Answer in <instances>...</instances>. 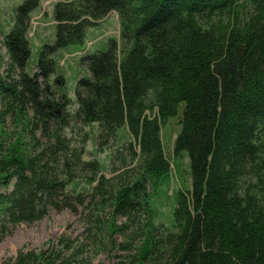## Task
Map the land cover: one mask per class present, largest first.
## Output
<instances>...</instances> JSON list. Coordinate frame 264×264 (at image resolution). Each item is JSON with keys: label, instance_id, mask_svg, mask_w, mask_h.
<instances>
[{"label": "trees", "instance_id": "1", "mask_svg": "<svg viewBox=\"0 0 264 264\" xmlns=\"http://www.w3.org/2000/svg\"><path fill=\"white\" fill-rule=\"evenodd\" d=\"M41 1L0 28V239L52 209L82 227L0 264H83L110 246L108 264H264V0H52L54 36L30 59ZM111 12L118 37L76 57L73 97L62 49ZM93 127L99 148L117 142L109 174L84 158Z\"/></svg>", "mask_w": 264, "mask_h": 264}, {"label": "rangeland", "instance_id": "2", "mask_svg": "<svg viewBox=\"0 0 264 264\" xmlns=\"http://www.w3.org/2000/svg\"><path fill=\"white\" fill-rule=\"evenodd\" d=\"M21 0H0V28L6 25L7 30L10 28L12 10L13 7ZM52 0H42L40 5L33 11L30 18L29 35L31 39V53L30 59H36L37 55L42 47L43 43H46L53 38V20H52ZM109 36L118 37V22L115 13L111 12L107 14L104 19L100 20L98 24L88 28L86 33V40L80 45H69L62 49L63 55L60 60V66L63 71L59 73L61 76L59 79L67 85L69 94L74 97L75 79L82 75L86 70L84 62L80 61L76 64V57L84 53L83 50L94 51L98 47L103 46V41ZM2 35L0 32V40ZM0 52L4 53V48L0 43ZM87 128V126H85ZM95 128L92 132H88L89 140L86 142V152L84 158L96 157L100 160L101 164L107 174H109V155L118 146L114 142L111 148L98 147V144L92 140L95 134ZM86 129L81 128L74 129L67 132L70 136L75 138V141H79L83 131ZM167 140V136L164 140ZM104 145V144H103ZM106 146V145H104ZM99 148V150H98ZM172 187H176L175 184ZM157 192V191H156ZM169 193V192H168ZM158 194V192H157ZM155 205V223H167L170 212L169 208L172 204V200L165 198L164 196H157L155 201L152 202ZM77 214L71 212L69 209L63 210H49L47 215L42 219L33 223H20L14 225H8L6 233L3 238L0 239V261L3 258H8L16 254L17 250L22 247L29 249H41L45 248L47 244L55 241L63 232L71 233L73 235L80 233L82 223H80ZM120 238V236H118ZM116 237V242L119 238ZM49 242V243H48ZM110 250L99 251L91 256L88 263L83 264H108L110 261L117 259L116 253L121 251L116 250L113 246H110ZM109 251V252H108Z\"/></svg>", "mask_w": 264, "mask_h": 264}]
</instances>
